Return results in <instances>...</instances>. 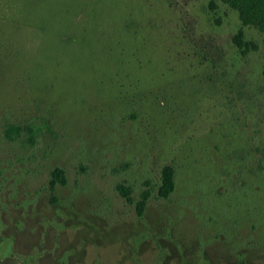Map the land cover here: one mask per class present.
<instances>
[{
  "label": "rangeland",
  "instance_id": "rangeland-1",
  "mask_svg": "<svg viewBox=\"0 0 264 264\" xmlns=\"http://www.w3.org/2000/svg\"><path fill=\"white\" fill-rule=\"evenodd\" d=\"M210 1L0 0V264H264V35Z\"/></svg>",
  "mask_w": 264,
  "mask_h": 264
},
{
  "label": "trees",
  "instance_id": "trees-1",
  "mask_svg": "<svg viewBox=\"0 0 264 264\" xmlns=\"http://www.w3.org/2000/svg\"><path fill=\"white\" fill-rule=\"evenodd\" d=\"M227 5L230 9L238 13L239 19L243 27H250L257 30L264 35V0H211L210 7L215 9L218 4ZM235 42L243 55H247L250 50L257 49L255 42L245 39L244 29L242 28L237 36ZM25 130L30 135V142L35 143L34 130L31 126H11L6 130V136L9 140H14L19 137L22 131ZM67 183L65 171L61 168H56L52 171V178L50 181L51 188ZM176 188V170L173 165H166L162 170L161 185L158 190L159 197L169 198ZM117 190L129 202L135 203L137 214L142 217L145 213L148 200L151 196V191L146 189L141 194L140 199L134 200L133 190L130 186L119 184Z\"/></svg>",
  "mask_w": 264,
  "mask_h": 264
}]
</instances>
